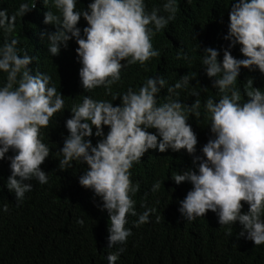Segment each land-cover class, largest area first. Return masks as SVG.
Returning <instances> with one entry per match:
<instances>
[{
  "label": "clouds",
  "instance_id": "obj_1",
  "mask_svg": "<svg viewBox=\"0 0 264 264\" xmlns=\"http://www.w3.org/2000/svg\"><path fill=\"white\" fill-rule=\"evenodd\" d=\"M45 6L49 0H43ZM59 15L48 10L44 23L55 26L54 32L42 33L47 39L51 56L60 54L68 42L75 38L82 67L79 76L85 91L104 87L111 94V86L121 80V69L145 62L160 55L153 49L151 38L176 19L178 0H164L161 9L146 11L145 0H93L88 10L77 9V0H51ZM35 5L21 3L11 16L0 9V72L6 74L0 84V160L14 152L10 160L11 175L6 186L16 197L17 205L33 188L26 181L48 183V175L41 169L49 157L50 149L42 142L40 129L49 125L50 118L64 108V99L51 85V76L37 72L31 74L29 65L35 57L17 47L13 36L17 17H24ZM81 16L87 27H77ZM225 39L230 47L239 44L244 59L234 58L228 49L219 52L211 47L204 50L201 63L221 98L206 100L204 109L211 120L214 138L202 148L203 157L195 156L197 136L187 123L189 114L199 118L200 93L191 105H183L179 89L189 86L191 77L182 76L174 86L167 87V102L158 103L157 96L165 88L163 77L147 78L138 90L129 87L125 93L113 94L112 100H121L114 106L108 100H94L84 96L82 103L71 107L72 116L66 121L69 135L60 149L61 170L73 166V161L87 164L79 177V184L90 189L103 201L101 210L109 215V248L125 244L132 234L127 229V215L137 216L135 201L131 198L139 190L133 184L130 169L140 163L150 149L178 152L185 149L194 157L192 169L182 174H172L177 185L190 182L192 190L180 201L178 211L187 222L204 217L211 210L218 223L231 226L239 222V236L264 244V91L253 87L249 79L245 87L247 100L241 103V92L235 87L241 68L264 73V0H236L230 11V23ZM23 52V54H21ZM179 58V57H178ZM189 59L187 55L183 57ZM126 61V63H121ZM104 126L109 127L105 135ZM95 127L96 131L93 132ZM155 129L156 133L149 132ZM100 139L93 146L91 137ZM160 189V182L152 185L153 193ZM241 201L249 205L247 213L241 212ZM8 211V206H3ZM155 208H146L134 222L135 227L148 223ZM159 222V217H157ZM80 226L83 219H78ZM123 248L120 252H123ZM118 254H108V264H115Z\"/></svg>",
  "mask_w": 264,
  "mask_h": 264
},
{
  "label": "trees",
  "instance_id": "obj_2",
  "mask_svg": "<svg viewBox=\"0 0 264 264\" xmlns=\"http://www.w3.org/2000/svg\"><path fill=\"white\" fill-rule=\"evenodd\" d=\"M93 0H77L76 8L88 10ZM236 0H178L176 19L151 38L153 49L159 51L158 57L145 62L128 65L121 69V80L111 86V94H105L104 87L85 91L82 86L79 62L76 49L79 45L75 38L68 42L67 48H61L60 54L51 56L46 37L42 33L54 32L55 26L44 23L48 10L59 15L52 6L43 0H0V9H6L11 16L21 3L35 7L24 17H17L13 36L18 40L17 47L35 57L29 65L31 74L37 72L51 76V85L63 95L64 108L50 118L49 125L40 129V137L50 149L49 157L41 165L48 175L47 184L36 180L26 181L33 188L25 194L24 201L17 205L16 197L6 186L11 175L8 157L15 153L10 151L4 160H0V264H108V254H118L115 264H264V244L256 246L253 241L239 236L242 226L235 222L231 226V235L226 234L227 226L218 223L216 213L209 210L204 217L187 222L178 211L180 201L192 190L190 182L179 185L172 179V174L183 173L188 169L198 172L193 164L194 157L185 149L173 152L169 149L160 152L150 149L140 163H134L130 169L132 183L139 185V190L130 194L135 201L137 216L127 215L125 227L131 235L125 244L109 248V215L102 211V199L90 189L79 184V177L88 168L87 164L73 161V166L66 170L59 168L62 159L60 149L69 135L66 121L71 118V107L82 103L84 96L94 100H108L114 106L120 99L112 100L113 94L125 93L129 87L138 90L150 77H163L166 86L157 96L158 103L167 102V87L174 84L184 75L191 77L185 89L177 90L179 95L172 99L183 105L191 106L199 92L201 115L196 118L189 114L187 123L197 136L195 156L203 157L202 148L214 138L211 133L209 115L204 109L207 99L218 102L221 94L213 86L215 78H209L201 63L204 50L211 47L220 54L228 49L234 58L244 59L240 45L230 47L231 41L225 39L230 23V11ZM146 11L161 9L164 0H145ZM87 21L81 16L77 27H87ZM3 35L0 34V44ZM23 54V52H21ZM187 55L189 59L183 57ZM179 57V58H178ZM126 63V61L121 62ZM6 74L0 72V84ZM249 79L253 87L264 91V73L258 69L250 71L241 68L235 87L241 92V103L247 100L245 87ZM96 129L93 128L95 133ZM109 131L104 126L105 135ZM155 134V129H149ZM93 146L102 139L93 135ZM159 181L160 189L153 193L152 185ZM242 214L247 213L249 205L241 201ZM7 204L8 211H3ZM146 208H155L148 223L135 227L138 215ZM159 217V222H157ZM84 220V225L77 223ZM123 248V252L120 249Z\"/></svg>",
  "mask_w": 264,
  "mask_h": 264
}]
</instances>
